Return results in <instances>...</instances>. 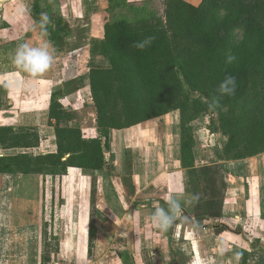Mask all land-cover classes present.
<instances>
[{
  "label": "rangeland",
  "instance_id": "rangeland-1",
  "mask_svg": "<svg viewBox=\"0 0 264 264\" xmlns=\"http://www.w3.org/2000/svg\"><path fill=\"white\" fill-rule=\"evenodd\" d=\"M160 1L0 0V126L33 127L40 138L36 149L0 150V156L55 151L54 132L47 124L52 94L62 109L60 125L79 128L84 139L95 138L88 76L91 69L109 64L101 46L104 26L113 21H133L144 2L145 9L154 6L160 10ZM41 12L50 17L46 37L38 27ZM44 39L55 50L54 62L47 72L33 78L12 60L21 43L39 46ZM184 94L187 105L182 114L171 111L111 131L109 147L104 150L105 165L100 171L71 168L65 175L0 177V183L12 179L10 187L0 188V264H148L152 246H147L143 235L152 226H147L151 219L145 217L155 209L153 204L139 203L132 197L135 184L145 187L138 194L141 200H161L167 184L173 190V141L183 138L197 169L222 166L239 155L252 156L259 147L248 149L247 139L252 134L250 127L260 103L261 86L252 87L244 99L222 109L230 120L224 128L226 136L209 102L186 86ZM228 135L234 137L233 148H226ZM176 168L180 170L179 165ZM180 175L188 189L181 198L182 210L191 218L214 212L202 201L203 183L197 185L196 203L187 202L192 189L187 172ZM226 188H220V194H225ZM255 188V183H245L247 195ZM177 218H183L182 211ZM137 235L143 239L141 243H136ZM167 256L177 259L172 249ZM244 261L243 252L241 264Z\"/></svg>",
  "mask_w": 264,
  "mask_h": 264
},
{
  "label": "trees",
  "instance_id": "trees-1",
  "mask_svg": "<svg viewBox=\"0 0 264 264\" xmlns=\"http://www.w3.org/2000/svg\"><path fill=\"white\" fill-rule=\"evenodd\" d=\"M147 2L140 5L133 21H113L104 26L101 46L109 64L91 69L88 76L96 137L84 139L79 128L61 126L62 109L52 94L47 124L54 132L55 153L0 156V174L55 176L65 175L71 168L100 171L105 165L110 132L171 111L182 114L187 105L185 86L209 103L213 97L219 98L220 107L215 110L223 135L230 120L222 109L244 99L252 87L261 86L247 148L259 146L252 156L264 153V0H201L198 6L184 0H161L160 10L142 7ZM147 37H153L150 45L143 50L134 47ZM228 57L235 59L228 63ZM226 76L236 80L231 96H221L218 91ZM39 145V134L33 127L0 126V150H30ZM234 145V137L228 135L226 148ZM252 156L239 155L232 160ZM179 167L187 172L192 194L198 195V184L205 185L202 201L209 210H215L205 216L219 217L224 196L219 189L226 188L222 166L197 169L180 137Z\"/></svg>",
  "mask_w": 264,
  "mask_h": 264
},
{
  "label": "crops",
  "instance_id": "crops-1",
  "mask_svg": "<svg viewBox=\"0 0 264 264\" xmlns=\"http://www.w3.org/2000/svg\"><path fill=\"white\" fill-rule=\"evenodd\" d=\"M189 1L193 6H198L201 2V0ZM48 153H55V151L45 154ZM170 158L171 167L174 168L171 174L173 190L167 184L161 200L148 198L141 200L138 194L145 187L135 184L136 192L132 199L143 204L152 205L155 202L167 204L170 195L182 198L188 194L186 181L180 175L186 170L180 167V170H176L179 165V140L177 139L173 141V147L170 149ZM222 168L226 175L227 188L220 216L191 218L185 210H182L183 218H176L166 231L156 228L152 221H149L147 226H152V229L147 227L149 229L143 235L147 246H152L149 253L151 261L146 260L148 264H157L156 260H159V264H233L231 257L235 251L245 253L243 264H264V153L224 162ZM13 176L0 174V177ZM10 180L12 179L2 180L0 188L10 187L12 184ZM247 182L255 183L257 189L255 188L253 194L247 195L245 189ZM148 217L151 219L150 213L145 218L148 219ZM250 237L253 239L251 240ZM136 240V243H141L143 239L137 235ZM255 241L259 244L258 246L253 243ZM222 244L223 254H221ZM117 246L115 248H118ZM170 249L175 251L177 259H169L167 254Z\"/></svg>",
  "mask_w": 264,
  "mask_h": 264
},
{
  "label": "clouds",
  "instance_id": "clouds-1",
  "mask_svg": "<svg viewBox=\"0 0 264 264\" xmlns=\"http://www.w3.org/2000/svg\"><path fill=\"white\" fill-rule=\"evenodd\" d=\"M50 22V17L47 12H41L38 27L41 30L42 37H46L47 25ZM153 37H147L142 41H138L134 44L137 49L143 50L151 44ZM54 49L51 48L50 41L44 39L39 46H33L28 42L18 45L14 57L13 64L20 69L23 73L29 74L31 77H39L41 74L47 72L54 62ZM234 57H228L227 62L232 63ZM236 90V80L232 76H226L219 85V94L221 96H231ZM210 110H215L220 107V101L218 97H213L212 101L208 105ZM199 196L196 194H189L188 201L198 200ZM155 209L151 213V221L153 225L166 231L174 220L179 216L182 211L181 197L176 195H170L167 200V206L162 207L159 202L153 204ZM224 252L223 244L221 245V254ZM243 258V252L235 251L231 259L235 264H241Z\"/></svg>",
  "mask_w": 264,
  "mask_h": 264
}]
</instances>
